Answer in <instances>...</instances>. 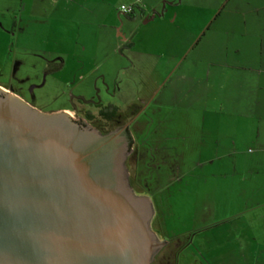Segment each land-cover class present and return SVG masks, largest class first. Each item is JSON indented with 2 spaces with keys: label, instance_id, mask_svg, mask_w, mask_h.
<instances>
[{
  "label": "rangeland",
  "instance_id": "rangeland-1",
  "mask_svg": "<svg viewBox=\"0 0 264 264\" xmlns=\"http://www.w3.org/2000/svg\"><path fill=\"white\" fill-rule=\"evenodd\" d=\"M115 2L87 1L90 7L78 13L46 16L48 23L40 25L46 27H39L35 37L23 36L19 44L12 32V14L0 9V84L28 100L36 99L32 102L38 109L64 111L71 103L82 107L80 99L116 105L123 115L122 125H131L132 148L139 162L136 167L134 158L130 170L133 175L136 172L138 195L153 202V229L165 241L189 242L178 264H247L256 255H242L241 240L234 237L253 233L244 232V221L228 225L226 219L229 207L250 199L241 196L240 186H264V169L254 177L245 174L248 157L256 151L246 141L242 163L247 164L246 170H237L233 159L217 158L222 151L210 124L221 118L217 112L235 118L230 114L236 109H230L226 100L239 96L221 87L225 70L218 64L227 62L226 48L232 63H238L259 43L242 39L240 21L243 12L247 18L255 16L257 0L193 1L206 4L210 12L187 16L183 31L170 22L177 17L176 9L169 8L164 19L147 23L140 13L135 19L121 18L120 4L115 7ZM2 3L10 6L11 1ZM196 17L207 22H198L196 34L189 33L185 24L193 27ZM208 53L217 58L216 66L206 61L212 58ZM57 59L65 61L64 69L47 74ZM230 74L243 73L230 70ZM36 86L40 87L34 90ZM92 112L97 116L96 110ZM101 126L116 128L108 123ZM231 186H236L234 191ZM231 199L236 206L229 205ZM242 240H247L245 247L260 251V264L264 238L253 240L260 246Z\"/></svg>",
  "mask_w": 264,
  "mask_h": 264
},
{
  "label": "water",
  "instance_id": "water-1",
  "mask_svg": "<svg viewBox=\"0 0 264 264\" xmlns=\"http://www.w3.org/2000/svg\"><path fill=\"white\" fill-rule=\"evenodd\" d=\"M109 134L0 87V264H153L165 243Z\"/></svg>",
  "mask_w": 264,
  "mask_h": 264
},
{
  "label": "crops",
  "instance_id": "crops-1",
  "mask_svg": "<svg viewBox=\"0 0 264 264\" xmlns=\"http://www.w3.org/2000/svg\"><path fill=\"white\" fill-rule=\"evenodd\" d=\"M9 1H11L10 6L8 4H3L2 0H0V9H6L3 12H10V15L12 14V32L18 39L19 44L20 40L23 39V36L28 35L30 38L35 37L38 34L39 27H46L40 26L41 23H48L47 20L44 19L46 16H67L71 13H78L79 9H88L90 6L87 1L92 0ZM193 1L197 0H116L114 6L116 7L120 4L119 15L121 18L124 15L121 11L122 6H135L137 11L141 14L142 20H146L147 23L158 18L164 19L163 16L168 14L169 8L176 9L177 17L170 22H173L172 24L176 25L177 31H183L182 24L187 22V16L191 18L192 15L200 16L203 14H209L210 12V8L208 9L205 7L206 4L197 5ZM185 3L188 4L185 5ZM255 3L257 6L259 5V7L255 10V16H253L252 19H250L251 17L247 18L248 14L246 12L240 14L243 16L240 21H242V27L244 29L240 30L243 32L241 36L242 39L259 40V43H255L254 48L248 52L247 57L238 63H232L230 50L226 48V57L228 60L225 63L218 64L221 69L227 72V76L225 72L222 74L221 78L224 82L221 81V87L228 92L231 91L235 96H239L237 99L227 97L226 100L227 103H229L228 105L230 109H236L230 114L235 118H224V115L226 114L225 112H217L221 118H218L214 122L212 121V124H210L218 134V137H216V144L218 146H216L218 149L221 147L222 151L221 153H218L217 158L235 160L237 170L239 168H244L246 170L247 164H242L247 156L245 150L246 147L244 149L243 147L246 144H250L248 146H253L255 148L256 151L254 157H248L249 167L248 170L245 171V174H252L253 177L257 170L264 169V0H257ZM107 4L110 5L111 2L109 1ZM99 8L102 9L103 7ZM101 12V14H106V10H101ZM5 13H1L2 16H6ZM121 18L118 17L117 20L120 22ZM198 22L205 24L207 21L206 18L196 17L194 19L193 27L185 24L186 29L190 31L189 33H194L195 31L196 34V29L198 28L197 25L199 24ZM114 28L116 30L117 27L114 26ZM251 31H253V33H251ZM191 44L194 43L191 42ZM209 46L211 48V45ZM208 55L212 56V58L207 59L206 61L210 63L211 66H216L217 64H215V62L217 58H215L213 54L211 55L208 53ZM55 64L62 65L61 71L65 67V61H63V59H57ZM230 70H241L243 74L231 75ZM224 78L227 80V83ZM0 87L5 90H10L9 87L2 84H0ZM221 107L223 109L224 105L222 104ZM245 141L246 143L244 145ZM241 165L243 166L241 167ZM242 180L243 182H246V177H243ZM235 187L236 186H231V191H234ZM239 190L242 197L250 196V199H247L244 203L240 202L239 205L238 201V207H229V217L225 213L227 215L226 220L228 225L243 221L247 223L244 232L247 234L252 232V237L250 235L242 237L239 235L234 238L236 240H241L239 248L242 255L245 254L246 257L247 255L250 256V254L256 255L255 257H253L254 255L251 256L252 260L247 264H258L260 251H255L254 247H245L247 240L243 243L242 238L248 239L250 245L256 244V242L253 241L254 239L264 238V186H240ZM232 193L234 194V192ZM237 197H240V195H237ZM229 205L236 206V204L234 205L233 203V199L229 201ZM248 217L250 218L249 220ZM257 224L261 225L259 226ZM242 230L243 229H241V231ZM234 231V228L229 230L232 236ZM256 245L260 246V244ZM260 264H264V260H261Z\"/></svg>",
  "mask_w": 264,
  "mask_h": 264
},
{
  "label": "flooded vegetation",
  "instance_id": "flooded-vegetation-1",
  "mask_svg": "<svg viewBox=\"0 0 264 264\" xmlns=\"http://www.w3.org/2000/svg\"><path fill=\"white\" fill-rule=\"evenodd\" d=\"M138 13L139 12L137 11V8L135 7L134 12L131 15L132 16L134 15V19H135V17L137 16ZM53 66H55V65L53 64ZM39 87L40 86L34 87V90H36ZM8 91H12V93L19 96L23 101H25L26 103L35 107L33 105V103H35V102H32V101H35L36 99H33L32 101L28 100L22 93L17 92V91H13L11 88ZM33 98H35L34 95H33ZM79 102L81 104H83L82 107L74 105V103H71V107L69 109L64 110V111H52V110L50 111V110L38 109L37 107H35V108H37L38 110H41L43 112H46V113L67 112L75 120L82 122V123H85V124H89V125L95 127L96 129H100L101 131L109 132V133L115 132V131L120 130L121 128L127 126L128 127L126 130L127 135H128V137H130L132 142L134 141L133 134L131 132V125H129V123L122 125V120H123L122 116L123 115L120 113V111L117 114H115L114 117L107 118V114H106L107 107H108V105H111V104H107V105L102 104V102L98 101V100H92V101L88 102L85 99H80ZM95 110L98 113L97 116H95V114H93V112H92ZM104 111H105V113H104ZM113 111L114 110H112V109L109 110V112H113ZM71 112H74V114H72ZM104 123H106V124L108 123L109 125L113 124L114 127H116V128H114L112 130H106L105 128H103L101 126ZM134 158H136L135 164L137 167V164L139 162L138 153L134 149V147L133 148L131 147V152H130V155L127 159V167L130 171L131 184H132L133 188L135 189L136 193L138 194V190H137L136 186H140V185L138 184L137 179H136V172L133 175L131 170H130V164ZM153 227H154V222H153ZM161 240L165 243V246L163 247L161 252L157 255L153 264H178L179 254L183 253V251L184 252L186 251L187 247L189 246V242L187 240L184 241L182 238H177L176 240H174V241L171 240L169 242L165 241L163 239H161Z\"/></svg>",
  "mask_w": 264,
  "mask_h": 264
},
{
  "label": "trees",
  "instance_id": "trees-1",
  "mask_svg": "<svg viewBox=\"0 0 264 264\" xmlns=\"http://www.w3.org/2000/svg\"><path fill=\"white\" fill-rule=\"evenodd\" d=\"M134 8H135V6H133ZM128 18L129 19H134V15L132 16V15H128ZM55 66H53V65H51V66H48V69H47V73L48 74H56L57 72H59V71H61V69H62V65H56V64H54ZM110 109H112V110H114L113 112H109V110ZM119 112V109H118V107L117 106H115V105H108V107H107V112H106V114H107V118H109V117H114V115L115 114H117ZM104 113H105V111H104ZM103 113V114H104ZM101 133H103V134H109V132H104V131H101L100 129H98Z\"/></svg>",
  "mask_w": 264,
  "mask_h": 264
},
{
  "label": "built area",
  "instance_id": "built-area-1",
  "mask_svg": "<svg viewBox=\"0 0 264 264\" xmlns=\"http://www.w3.org/2000/svg\"><path fill=\"white\" fill-rule=\"evenodd\" d=\"M121 11L124 15H131L134 12V7L133 6H122Z\"/></svg>",
  "mask_w": 264,
  "mask_h": 264
}]
</instances>
